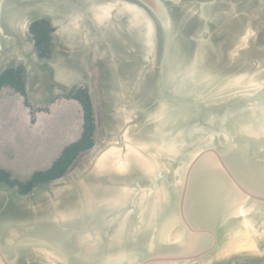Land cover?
Returning a JSON list of instances; mask_svg holds the SVG:
<instances>
[{
	"label": "water",
	"instance_id": "95a60500",
	"mask_svg": "<svg viewBox=\"0 0 264 264\" xmlns=\"http://www.w3.org/2000/svg\"><path fill=\"white\" fill-rule=\"evenodd\" d=\"M19 64L48 105L20 172L81 137L78 86L94 129L61 175L0 184V264H264V0H0V71Z\"/></svg>",
	"mask_w": 264,
	"mask_h": 264
},
{
	"label": "flooded vegetation",
	"instance_id": "af4514ba",
	"mask_svg": "<svg viewBox=\"0 0 264 264\" xmlns=\"http://www.w3.org/2000/svg\"><path fill=\"white\" fill-rule=\"evenodd\" d=\"M21 96L24 97L19 98ZM22 104L27 108L26 113L22 108ZM40 111L47 112L48 105L33 107V104L27 100L24 93V70L22 65H15L0 71V162L9 163L19 160L18 147L20 143L23 141L29 143V137L32 135V132L21 130V122L33 124L36 120V113ZM34 153H37V149L33 153L30 151L29 154L32 156ZM35 172L30 178L20 181L12 178L9 169L0 166V184L3 183L9 188H15L19 193H26L38 182H42L32 180Z\"/></svg>",
	"mask_w": 264,
	"mask_h": 264
},
{
	"label": "trees",
	"instance_id": "16d2710c",
	"mask_svg": "<svg viewBox=\"0 0 264 264\" xmlns=\"http://www.w3.org/2000/svg\"><path fill=\"white\" fill-rule=\"evenodd\" d=\"M51 31L52 28L46 19L36 20L30 25V32L34 38L35 48L39 56L50 57L51 55ZM70 95L77 98L84 109V124L81 137L76 142L66 146L49 169L35 172L32 177L33 181H47L61 175L77 153L92 144L94 123L87 90L83 86H78Z\"/></svg>",
	"mask_w": 264,
	"mask_h": 264
},
{
	"label": "rangeland",
	"instance_id": "374dc122",
	"mask_svg": "<svg viewBox=\"0 0 264 264\" xmlns=\"http://www.w3.org/2000/svg\"><path fill=\"white\" fill-rule=\"evenodd\" d=\"M51 39H52V36H51ZM22 124L23 123H21V127H22ZM25 126H26V124H25ZM18 130H19V128H18ZM26 131L27 132H31V129L29 131L28 130H26ZM37 137H38L37 132L36 131H33L31 137H29V143L28 142L26 143L24 141L20 143V145L18 147V151L20 152L19 153V156H20L19 160L18 161H15V162H9L8 163V165L11 164V163H14L13 165L11 164L12 166H9L10 171L12 173L11 174L12 178H16V179H18L20 181H24V180L30 178V176H31L30 174H26L25 172H20L17 169V167H16L15 164L18 163V162H21L22 160H26V158L28 157L30 151H32V153L35 152L36 148H38V146L41 144V143L40 144L38 143ZM54 144H55V142L52 141V146H54ZM48 145H49V143H48ZM46 158H48L47 155H46Z\"/></svg>",
	"mask_w": 264,
	"mask_h": 264
}]
</instances>
